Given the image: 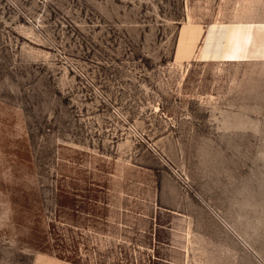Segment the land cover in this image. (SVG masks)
Returning a JSON list of instances; mask_svg holds the SVG:
<instances>
[{"label": "rangeland", "instance_id": "obj_1", "mask_svg": "<svg viewBox=\"0 0 264 264\" xmlns=\"http://www.w3.org/2000/svg\"><path fill=\"white\" fill-rule=\"evenodd\" d=\"M0 264H264V0H0Z\"/></svg>", "mask_w": 264, "mask_h": 264}]
</instances>
